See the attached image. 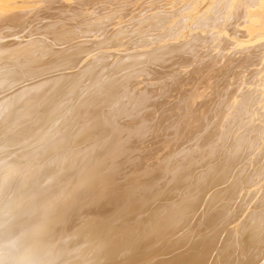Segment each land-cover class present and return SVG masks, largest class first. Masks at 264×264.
<instances>
[{"label": "bare ground", "instance_id": "1", "mask_svg": "<svg viewBox=\"0 0 264 264\" xmlns=\"http://www.w3.org/2000/svg\"><path fill=\"white\" fill-rule=\"evenodd\" d=\"M0 264H264V0H0Z\"/></svg>", "mask_w": 264, "mask_h": 264}, {"label": "rangeland", "instance_id": "2", "mask_svg": "<svg viewBox=\"0 0 264 264\" xmlns=\"http://www.w3.org/2000/svg\"><path fill=\"white\" fill-rule=\"evenodd\" d=\"M204 10H205V8H203L201 12H203Z\"/></svg>", "mask_w": 264, "mask_h": 264}]
</instances>
